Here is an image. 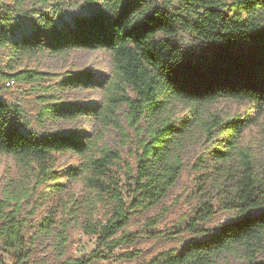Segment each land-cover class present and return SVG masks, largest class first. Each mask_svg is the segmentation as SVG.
I'll return each mask as SVG.
<instances>
[{
    "label": "trees",
    "instance_id": "16d2710c",
    "mask_svg": "<svg viewBox=\"0 0 264 264\" xmlns=\"http://www.w3.org/2000/svg\"><path fill=\"white\" fill-rule=\"evenodd\" d=\"M86 2L91 7L86 13L68 19L60 0H13L0 6V50L7 47L17 58L74 49H104L112 57L113 72L105 79L81 70L59 81L63 89L98 88L99 103L82 106L67 103L57 93L40 96V122L85 116L98 121L99 133L34 129L24 107L4 97L9 88L0 86V154L13 156L25 179L38 187L60 177L49 164L54 154L73 153L81 162L69 169V177L82 182L91 200L109 205L105 221L89 216L83 221L82 231L94 239L95 248L81 257L65 256L62 238L55 243L61 255L55 264H92L141 238H171L186 231L206 235L189 241L178 253H168L161 264H214L217 254L236 246L244 253L243 264H264L256 261L264 248V182L248 165L240 175L226 179L228 198L216 206L202 204L186 223L157 231L126 228L136 213L167 196L184 166L176 152L179 129L169 119L155 120L163 96L195 104L230 98L264 106V0H239L234 15L226 0ZM16 13L19 18H14ZM182 33L203 47L201 54L184 47ZM45 76L28 68L8 70L0 54V83L14 78L46 92L52 85H46ZM109 128L122 136H129L128 129L140 133L134 163L105 142ZM5 205L0 200V221ZM221 210L237 211L238 218L214 228L200 226ZM17 212L18 202L0 223V241L5 249L17 251L15 264H25L32 252L22 248L23 223Z\"/></svg>",
    "mask_w": 264,
    "mask_h": 264
},
{
    "label": "rangeland",
    "instance_id": "374dc122",
    "mask_svg": "<svg viewBox=\"0 0 264 264\" xmlns=\"http://www.w3.org/2000/svg\"><path fill=\"white\" fill-rule=\"evenodd\" d=\"M60 1L63 3L65 19L71 14L86 13L91 8L86 0ZM238 1L226 0L231 5L229 12L232 15ZM28 2L26 0V4ZM19 17L18 13L14 15V18ZM180 40L194 54L202 53L203 47L193 42L187 34L182 33ZM0 54L1 64L6 69L41 71L46 74V85H52L45 92L36 85L16 81L14 86L3 91L7 101L24 107L34 129L76 130L87 134L100 132L101 126L94 118L47 117L40 122L37 115L41 107L40 96L43 94L57 93L67 103L82 106L99 103L102 92L98 88L63 89L59 81L69 72L81 70L91 72L96 79L110 76L113 72L112 57L107 50L36 52L17 58L6 47L0 50ZM162 100L164 104L155 120L169 119L179 129L176 132L179 141L176 152L184 166L167 196L156 206L136 213L127 225V230H167L186 223L202 204L216 206L228 198L230 186L226 179L240 175L245 165L249 166L258 180L264 182V106L230 98L204 104L183 102L166 96ZM146 125L147 121L143 120L141 126ZM128 133L129 136H122L109 128L105 130L104 140L119 148L123 157L134 163L140 133L132 129H128ZM80 162L79 156L70 152L54 154L49 164L60 173L57 184L45 182L34 187L25 179L23 169L13 156L0 154V200L6 203L0 223L6 220L18 202L17 217L23 223L22 248L31 249L32 252L25 264H55L61 258L55 243L62 238L66 240L65 256L81 257L95 248L94 239L82 231L83 221L87 216L105 221L109 205L98 199L91 200L90 192L82 182L69 177V169L77 167ZM159 214V219L149 220ZM237 218V211L221 210L202 221L200 226L214 228ZM205 235L186 231L171 238H141L133 244L116 248L106 259L96 260L92 264H161L168 253H178L189 241ZM17 255V251L5 249L0 241V259L4 264H15ZM243 256V251L236 246V249L217 254L213 263L243 264L246 261ZM256 261L264 263V248L259 250Z\"/></svg>",
    "mask_w": 264,
    "mask_h": 264
},
{
    "label": "built area",
    "instance_id": "2783aa9c",
    "mask_svg": "<svg viewBox=\"0 0 264 264\" xmlns=\"http://www.w3.org/2000/svg\"><path fill=\"white\" fill-rule=\"evenodd\" d=\"M6 4H9L7 0H0V6H4ZM16 83V80L14 78H8L5 80H2L0 83V86L5 88H11ZM85 235V234H84Z\"/></svg>",
    "mask_w": 264,
    "mask_h": 264
}]
</instances>
